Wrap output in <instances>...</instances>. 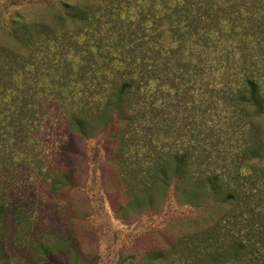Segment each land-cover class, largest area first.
Segmentation results:
<instances>
[{"label": "trees", "instance_id": "trees-1", "mask_svg": "<svg viewBox=\"0 0 264 264\" xmlns=\"http://www.w3.org/2000/svg\"><path fill=\"white\" fill-rule=\"evenodd\" d=\"M251 2L198 0L189 4L184 18L168 15L165 23L154 14L150 29L147 16L135 21V28L117 30L122 24L115 22L102 34L100 29L97 34L86 31L82 41L70 44H63L58 33L67 20L77 26L73 32L78 33L89 20L100 18L102 6L71 8L59 19V29L38 31L36 23V53L39 47H49L50 41L59 52L60 62L53 70L65 85L51 94L61 102L69 129L81 138L107 130L117 137L110 155L126 195L121 210L139 214L156 209L172 190L178 203L224 206L229 212L241 208L240 213H247L245 240L239 236L242 220L235 216H202L203 235L198 237V246L182 255L184 259L179 256L182 264H264L260 263L264 235L259 234L264 231V200L253 192L256 184L252 182L264 185V166L256 162L264 157V8ZM193 7L198 13L193 14ZM160 23L166 25L159 28ZM147 30H157L152 41L140 35ZM167 31L173 34L171 41L159 40ZM111 33H115L112 39L105 41ZM34 46L32 38L26 39L27 52ZM8 64L2 65L6 70L0 90L6 80L14 84L9 79L13 63L9 60ZM171 90L177 104H197L198 120L189 127L198 130L196 144L176 146L164 133L166 118L160 104H165L163 99ZM16 91L11 87L12 104H1L5 91H0V174L5 173L17 146L24 151L33 147V137L36 175L46 182L48 193L56 196L74 183L65 172L48 168L41 153L40 96L34 109L29 90ZM31 115H36L35 134L30 132ZM8 141L12 142L9 152L5 150ZM4 189L0 184V264H13L16 247L26 251L34 264L49 262L55 253L67 261L82 258L79 244L71 246L68 233L41 236L36 226L35 236L28 218L27 230L21 233L18 218L26 210H11Z\"/></svg>", "mask_w": 264, "mask_h": 264}, {"label": "rangeland", "instance_id": "rangeland-1", "mask_svg": "<svg viewBox=\"0 0 264 264\" xmlns=\"http://www.w3.org/2000/svg\"><path fill=\"white\" fill-rule=\"evenodd\" d=\"M193 2L198 3V0H0V83L4 80L9 60L13 63V71L9 75L13 74L9 79L14 83L6 80L5 87L0 90L5 91L1 104H12L10 98L14 92L10 93L11 87H16L18 91L15 93L18 94L27 88L29 102L34 104V109L36 96H40L37 108L40 116L38 138L43 147L41 153L48 168L65 172L74 183L56 196L48 193L46 182L36 175V141L33 137L30 150L24 151L18 146L13 148V158L3 170L5 173L0 174V184L13 206L11 210L15 207L26 210L18 218L21 233L27 230L28 218L32 220L35 236L36 226L37 234L41 236L58 234L64 237V233H68L70 245L79 244L81 248L80 260L75 256L72 261H67L55 253L49 262L43 264H182L179 256L184 259L182 255L193 250V246H198V237L203 235L201 217L209 214L212 217L232 215L242 220L239 236L243 240L248 237L243 220L247 213H240L241 208L229 212L224 206L214 208L208 204L198 207V204L178 203L172 190L163 202H158L156 209H144L139 214L121 210L126 195L121 176L116 174V162L110 155L117 137H111L107 130L81 138L69 129L61 102L51 94L52 91L62 90L65 85L60 73L54 74L53 70L60 62L56 43L53 46L50 41L49 47H39L36 53V23L38 31L59 29V19L66 16L71 8L103 7L100 18L89 20L87 25L78 29V33L73 32L77 26L67 20L65 28L58 31L59 35L62 33L63 44H70L76 39L82 41L86 31L90 35L92 32L97 34V29H100L102 34V30L115 22L122 24L120 28L115 27L117 30L127 26L135 28L134 22L146 16L149 17L146 25L150 29L152 18L157 17L152 15H159L165 23L168 15L172 19L184 18L189 4ZM252 3L264 8V0H253ZM193 8V14L198 13V8ZM261 12L264 14V9ZM165 23H160L158 27L165 26ZM156 31L147 30L140 35L143 34V40L152 41ZM115 33L109 34L105 41L111 40V35ZM172 35L167 31L159 40L170 42ZM29 37L35 46L28 53L25 41ZM63 50L64 46L59 47V51ZM70 56L71 50L66 57ZM60 71L64 73L62 69ZM163 101L165 104L160 105L166 118L165 135L171 136V142L176 146L180 142L184 145L196 144L198 130H189V127H194V121L198 120L197 104H177L174 90L166 94ZM11 108L14 110L13 106ZM29 122L33 126L30 132L35 134L36 115H31ZM11 143L8 141L5 145L7 152L12 149L9 147ZM256 162L264 166V157ZM252 182L256 184L253 192H259L258 196L264 200V185L259 181ZM67 222L71 225L70 230ZM259 234L264 235V231ZM12 251L13 264H34L22 248L16 247ZM263 261L264 256L260 258V263Z\"/></svg>", "mask_w": 264, "mask_h": 264}]
</instances>
